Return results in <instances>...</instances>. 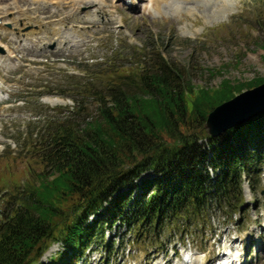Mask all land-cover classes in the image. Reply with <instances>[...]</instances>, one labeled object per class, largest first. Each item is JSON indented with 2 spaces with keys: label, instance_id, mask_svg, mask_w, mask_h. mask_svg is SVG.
<instances>
[{
  "label": "trees",
  "instance_id": "16d2710c",
  "mask_svg": "<svg viewBox=\"0 0 264 264\" xmlns=\"http://www.w3.org/2000/svg\"><path fill=\"white\" fill-rule=\"evenodd\" d=\"M152 55L142 56L136 76L101 84L104 90L74 84L94 113L45 129L40 158L50 172L0 212V264H45L56 243L48 264H79L93 245L113 254L106 236L117 224L132 239L152 234L163 247L173 226L182 234L213 211L242 213L244 182L253 193L261 183L264 112L217 137L205 124L217 106L264 78H224L218 88L195 90L182 67ZM84 106L77 101L81 115Z\"/></svg>",
  "mask_w": 264,
  "mask_h": 264
},
{
  "label": "rangeland",
  "instance_id": "374dc122",
  "mask_svg": "<svg viewBox=\"0 0 264 264\" xmlns=\"http://www.w3.org/2000/svg\"><path fill=\"white\" fill-rule=\"evenodd\" d=\"M50 1L0 0V9L10 11L9 19L16 17L12 16L16 5L26 15L24 20L0 23V81L6 94L0 103V211L30 184L39 183V174L50 172L40 158L50 121L80 117L83 122L88 111L94 113V102L76 93L74 84L83 90L88 85L104 90L101 84L136 76L142 58L152 54L182 67L195 90L218 88L224 78L241 82L264 78V0H131L133 7L120 0H97L103 3L102 10L87 6L88 0ZM65 33L81 37L67 43ZM21 34L35 42L23 46ZM7 56L13 57L11 66L4 63ZM78 100L85 104L83 115L75 108ZM248 191L241 215L213 211L190 233L179 227L185 233L182 245L188 257L195 254L200 264H220L226 254H239L238 264H264V175L256 193ZM124 230L117 224L106 236L116 243L112 255L93 245L79 264L182 261L171 250L164 256L156 236L134 240ZM172 230L179 231L176 226ZM171 234L163 235V246L177 244L183 250L181 234ZM57 250L53 245L42 262H51Z\"/></svg>",
  "mask_w": 264,
  "mask_h": 264
},
{
  "label": "water",
  "instance_id": "95a60500",
  "mask_svg": "<svg viewBox=\"0 0 264 264\" xmlns=\"http://www.w3.org/2000/svg\"><path fill=\"white\" fill-rule=\"evenodd\" d=\"M264 112V83L217 106L207 117L205 129L217 137Z\"/></svg>",
  "mask_w": 264,
  "mask_h": 264
},
{
  "label": "bare ground",
  "instance_id": "6f19581e",
  "mask_svg": "<svg viewBox=\"0 0 264 264\" xmlns=\"http://www.w3.org/2000/svg\"><path fill=\"white\" fill-rule=\"evenodd\" d=\"M24 1V0H23ZM26 1V0H25ZM73 1H75L76 3H78V4H83L82 2H83V0H72V2ZM123 2H127V0H122ZM162 1H165V0H162ZM168 1H170V0H166L165 2H168ZM173 1H178V0H173ZM17 2V1H16ZM15 2V3H16ZM54 3V2H56V4H57V0H51L50 2H49V4H51V3ZM159 3H160V1H158ZM157 2V3H158ZM171 2V1H170ZM59 3V2H58ZM156 3V4H157ZM17 4V3H16ZM85 4H87V6L89 5V6H93V7H95V8H97V9H99V10H102V5H103V3H101V2H99V1H97V0H88ZM176 5H178L177 3L175 4V7H176ZM12 11H13V14H12V16L13 15H15L16 17L14 18V19H9V15H8V13L10 12V11H7V10H5V9H0V20H2V25L4 26V24L5 23H10V21L11 20H13V22H16V19H19V20H24L25 18H26V15L24 14V11H21V9H20V7L19 6H17L16 5V7L14 8V9H12ZM96 19H94V21H95ZM4 21V22H3ZM12 23V22H11ZM14 24H16V23H14ZM28 24V23H27ZM7 25H9V24H7ZM29 25V24H28ZM1 26V25H0ZM27 26V25H26ZM58 26V25H57ZM5 29V28H4ZM8 30V29H7ZM12 31V30H11ZM13 32V31H12ZM61 34V27H60V31H59V33H58V35H60ZM66 34V33H65ZM66 39H67V41H65V42H73V40H71L70 38L71 37H74V39H77V38H79V37H81V36H79V37H77L76 36V34L75 33H71L70 35H68V34H66ZM23 37H24V44H23V46H26L27 44L26 43H28V42H30L31 41V43H33V42H35V40H34V37H28V35L27 34H21V38L20 39H23ZM81 40H84V39H81ZM79 41H77V42H74V44L73 45H71V47H75L76 45H77V43H78ZM26 44V45H25ZM27 48V47H26ZM3 58V57H2ZM2 58H0L1 59V61H2ZM12 58L13 57H11L10 58V56H7V60H5L4 61V63L6 64V65H9V66H11V60H12ZM3 81V80H2ZM6 100V94H5V92H4V90H3V87L1 86V81H0V103H2L3 101H5ZM226 254V253H225ZM226 257L220 262V264H238L239 263V261H240V259H239V254L238 255H234V254H226L225 255ZM160 264V263H159ZM178 264H183V262H178ZM184 264H200V258L198 257V256H196L195 254H192V255H190L189 257H187V260L184 262Z\"/></svg>",
  "mask_w": 264,
  "mask_h": 264
}]
</instances>
